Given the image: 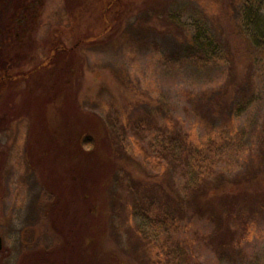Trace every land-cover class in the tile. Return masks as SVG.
Returning <instances> with one entry per match:
<instances>
[{"label":"rangeland","instance_id":"374dc122","mask_svg":"<svg viewBox=\"0 0 264 264\" xmlns=\"http://www.w3.org/2000/svg\"><path fill=\"white\" fill-rule=\"evenodd\" d=\"M40 12L14 46L29 75L0 86V264H264V0ZM172 37L211 43L209 57L170 54ZM173 138L188 146L175 158ZM188 160L206 177L192 198Z\"/></svg>","mask_w":264,"mask_h":264},{"label":"flooded vegetation","instance_id":"af4514ba","mask_svg":"<svg viewBox=\"0 0 264 264\" xmlns=\"http://www.w3.org/2000/svg\"><path fill=\"white\" fill-rule=\"evenodd\" d=\"M42 4L43 0H0V86L8 80H22L29 75L31 69H24L19 63V50L14 46H22L25 41L33 39L34 33L44 26L45 21L40 20ZM61 47L63 51V44L59 47L55 44L51 52L48 51L49 57L44 56L41 62H50ZM14 71L18 73L14 74Z\"/></svg>","mask_w":264,"mask_h":264},{"label":"trees","instance_id":"16d2710c","mask_svg":"<svg viewBox=\"0 0 264 264\" xmlns=\"http://www.w3.org/2000/svg\"><path fill=\"white\" fill-rule=\"evenodd\" d=\"M233 29H234L233 34L235 36L241 35V32L239 29H237V28H233ZM172 39L173 40H171V41H173V43L170 45L171 46L170 54L175 53L178 56L184 55L182 57H186L187 59H196L197 61H199V60L204 61L209 57V56H207V54H208V50L211 47V43H209L207 41L205 42L203 40L198 39L197 37H188V38L172 37ZM246 49L250 50V43H249V45L245 46V50ZM209 98H211V97H208V99ZM217 103L218 102H215V104H217ZM91 143H92V140H90V139H85L83 142V144H86V145H90ZM162 149L164 151H166V153H171V156L173 158H175V156H178L179 154H181V152L183 153L184 150H187L188 146H186V144H184V142L182 143L181 139L173 138L170 140V142H167V143L165 142L164 144H162ZM195 150H196V152L201 153V149L199 147L196 148ZM200 156L201 155L194 156L193 158L198 159V157H199V159H200ZM201 158H202V161H204L203 157H201ZM187 163H188V174L189 175H188L187 180L184 183L185 184L184 190L187 191L188 193H190L189 196H190V198H192L193 196L195 197L197 195V192H199L200 190L205 188L202 184L204 183L206 177H204L205 176L204 172L201 169L203 164L198 168V170H195L196 167L193 166L191 160H188ZM263 172H264V167H263ZM249 177H252V176H249ZM259 178L262 179L261 176H259ZM262 180H264V179H262ZM219 182L223 183L224 181H222L221 178H219L218 183ZM226 182H228V181H226ZM221 183H219V185ZM236 187L239 188L238 191L240 190V188H242L240 183ZM221 192H223L222 189H221ZM173 193H174L173 195H175V196L172 195L170 200L173 203V205L177 206V208L176 207H174V208L177 209V211L179 213L180 210L183 209L182 205H183V201L185 199H184V196H182L181 194H179L175 191H173ZM222 194L223 195H220L219 197L222 196L223 198H230L231 199L233 197L234 198L238 197L237 195H240V192H237L234 195H233V193H230V192L227 193L228 195H225L226 193H224V192ZM175 197H177V199H175ZM132 212H134L135 216H138V218L140 220H142V221L145 220L144 223L140 225V231L146 235V228L148 229L150 227V223L146 222V220L148 218L152 219L149 215V212L140 211V210L132 211ZM166 214H171V213H166ZM177 214H173L170 217V219H172V223L175 221ZM153 220L156 221V216L153 218ZM151 222H153V221H151Z\"/></svg>","mask_w":264,"mask_h":264},{"label":"water","instance_id":"95a60500","mask_svg":"<svg viewBox=\"0 0 264 264\" xmlns=\"http://www.w3.org/2000/svg\"><path fill=\"white\" fill-rule=\"evenodd\" d=\"M2 248V238H1V235H0V249Z\"/></svg>","mask_w":264,"mask_h":264}]
</instances>
